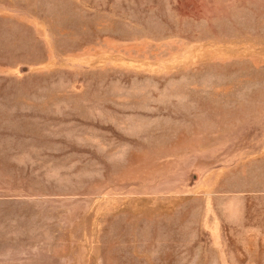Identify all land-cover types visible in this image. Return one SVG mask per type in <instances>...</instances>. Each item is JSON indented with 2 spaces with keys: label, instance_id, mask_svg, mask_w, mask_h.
I'll return each mask as SVG.
<instances>
[{
  "label": "rangeland",
  "instance_id": "obj_1",
  "mask_svg": "<svg viewBox=\"0 0 264 264\" xmlns=\"http://www.w3.org/2000/svg\"><path fill=\"white\" fill-rule=\"evenodd\" d=\"M0 264H264V0H0Z\"/></svg>",
  "mask_w": 264,
  "mask_h": 264
}]
</instances>
